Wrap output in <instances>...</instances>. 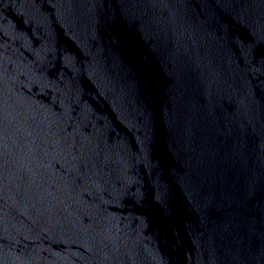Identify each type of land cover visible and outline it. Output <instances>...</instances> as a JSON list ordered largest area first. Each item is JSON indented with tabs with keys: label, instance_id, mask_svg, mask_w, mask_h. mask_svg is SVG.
<instances>
[{
	"label": "water",
	"instance_id": "1",
	"mask_svg": "<svg viewBox=\"0 0 264 264\" xmlns=\"http://www.w3.org/2000/svg\"><path fill=\"white\" fill-rule=\"evenodd\" d=\"M0 264H264V0H0Z\"/></svg>",
	"mask_w": 264,
	"mask_h": 264
}]
</instances>
